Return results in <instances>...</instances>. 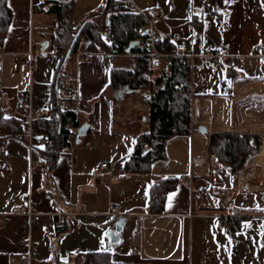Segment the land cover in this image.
<instances>
[{
  "label": "crops",
  "instance_id": "crops-1",
  "mask_svg": "<svg viewBox=\"0 0 264 264\" xmlns=\"http://www.w3.org/2000/svg\"><path fill=\"white\" fill-rule=\"evenodd\" d=\"M6 2L13 17L0 45V110L4 118L16 117L14 110L30 93L35 111L51 113L62 61L54 48L59 29L55 10L72 5L75 28L99 14L107 30L108 0ZM132 2L145 12L158 10L156 36L186 46L195 56L192 92L199 102L193 104L191 133L169 139L167 158L154 162L149 173H127L139 134L150 130V112L143 106H148L149 90L113 87L112 70L132 68L133 55H110L82 39L78 52L90 58L75 56L68 67L75 74L67 78L77 77L72 108L86 127L84 134L78 130L51 169L35 152L45 147L36 132L25 141L8 139L0 151V264H94L95 255H109L112 264H264V119L229 129L216 125L213 111L218 102L240 92L243 81L264 79V0ZM46 41L49 46L41 51ZM206 50L224 56L204 57ZM30 60L34 68L22 78L19 66ZM227 132L262 138V170L253 161V175L244 179L210 153L211 136ZM206 154L215 156L216 163L192 171V158ZM102 163L109 169L95 172ZM35 164L39 167L32 171ZM167 179H176V187L159 212L151 192ZM225 192L232 193L229 208L222 204ZM112 204L119 205L116 215L110 213ZM33 205L36 216L29 214ZM122 217V242L111 245L108 234ZM62 222L65 231L58 227Z\"/></svg>",
  "mask_w": 264,
  "mask_h": 264
},
{
  "label": "trees",
  "instance_id": "trees-1",
  "mask_svg": "<svg viewBox=\"0 0 264 264\" xmlns=\"http://www.w3.org/2000/svg\"><path fill=\"white\" fill-rule=\"evenodd\" d=\"M213 1L220 5L224 2V0ZM55 11L59 29L54 40V48L61 54L62 61L55 80L53 109L50 116L37 118L33 122L35 132L43 136L45 141V147L35 149V152L45 160L49 169L53 168L60 154L69 147L82 127L76 110L72 108L75 98H62L59 92L65 90L73 93L77 90L76 81L65 83L64 80L75 74V70L70 72L68 67L73 65L82 37L86 36L85 39L90 41L91 49L101 48L110 55H133L132 68L112 70V85L113 87L128 86L138 92L149 90V94L145 95V102L150 109V130L139 134L135 152L125 166L129 174L149 173L154 162L167 158L168 140L175 136L188 135L193 129L195 96L192 92L191 60L188 57L173 55L164 58L159 65L152 66L150 38L144 35L142 30L145 22L143 15L130 8L127 0H108L107 12L111 11V14L107 30L103 29L99 14L89 17L71 56L62 67L82 24L76 28L73 26L72 5L59 6ZM12 17V10L6 0H0V45L4 44ZM105 36H108L110 42ZM112 39L117 41V45L111 44ZM132 43L136 44L131 47ZM158 48L172 54L175 46L165 38L163 45H158ZM66 104H70L71 108L66 109ZM27 134L28 128L24 119L4 118L0 110V151H3L8 139L18 136L25 141ZM262 146L263 140L260 136L227 132L211 136L209 151L227 164L233 174H240L248 162L261 153ZM176 182V179H167L153 187L151 197L157 211H162L166 195L176 187ZM65 225L62 222L58 227L61 231H65ZM93 261L94 264H112L109 255H95Z\"/></svg>",
  "mask_w": 264,
  "mask_h": 264
},
{
  "label": "built area",
  "instance_id": "built-area-1",
  "mask_svg": "<svg viewBox=\"0 0 264 264\" xmlns=\"http://www.w3.org/2000/svg\"><path fill=\"white\" fill-rule=\"evenodd\" d=\"M129 6L130 8H132L135 12L143 15L144 17V24L142 25V30L143 31H147V36H149L150 38V43L152 46V54H151V64L152 66H157L160 64V62L164 59V58H170L173 55L174 56H180V57H188L191 61L195 58L194 55L188 54L187 53V49L186 46L184 45H180V46H176L175 48H173L172 50V54L171 53H165L162 50H160L158 48V45H163V39H160L156 36L155 34V27H154V21L155 18L160 16V12L158 10H154L151 12H145L143 10H140L139 8H137L135 6V4L132 2V0H129ZM86 36H83L82 38L85 39ZM111 44L112 45H117V41L115 39L111 40ZM229 49V46H226V50ZM2 53V49L0 47V54ZM204 57H223V53L219 50H215V51H210V50H206L205 53L203 54ZM261 56L264 57V45L261 46ZM76 58L77 60L82 59V60H89L90 55L88 54H83L82 52H77L76 54ZM200 68H203L201 65L199 66ZM34 68V64L33 61L30 60L28 62H23L20 64L19 66V73L21 75L22 78L25 77L26 73L29 71H32ZM70 81H77V77H69L66 78L64 80L65 83H68ZM77 92V90H76ZM76 92H67L65 90H61L59 92L60 97L62 98H75L76 96ZM199 100L197 98L194 99L193 104L196 105L198 104ZM71 108L70 104H68L66 106V109ZM196 113V109H194L193 114ZM13 115L16 117H19L21 119H24V121L27 124V128H28V136L29 138H32L35 134V129L33 126V122L37 119V118H47L50 116V112L48 110H42V111H35L32 107V98H31V94L28 93L22 100V105L20 109H16L13 112ZM211 124V123H209ZM212 133V132H210ZM217 161V158L211 154H206L205 156L202 157H193L191 160V170L194 171L197 168L203 167L207 164H212L214 165ZM39 167V165L35 164L32 167V171H34L35 169H37ZM109 169V164L108 163H102L99 166H97L94 171L95 172H101L103 170H108ZM185 178V177H182ZM222 204L224 207L229 208L230 204H231V200H232V193L231 192H225L223 193L222 197ZM119 209V205L117 204H112L110 206V213L113 215L117 214V211ZM14 212H22V209L20 208H16L14 209ZM29 214L31 216H36L38 215V211H37V207L36 205H33L30 209ZM59 223H61L59 221ZM114 227L116 226V224L113 225ZM27 243L30 245L31 244V240H27ZM32 257V254L30 255V258Z\"/></svg>",
  "mask_w": 264,
  "mask_h": 264
},
{
  "label": "rangeland",
  "instance_id": "rangeland-1",
  "mask_svg": "<svg viewBox=\"0 0 264 264\" xmlns=\"http://www.w3.org/2000/svg\"><path fill=\"white\" fill-rule=\"evenodd\" d=\"M127 67H130V64ZM242 83L244 86L239 90L240 92H236L232 97L227 98L226 101L224 100L222 104L219 102L218 105L216 104L213 110L216 125L222 124L225 128L234 129L235 127L250 126L264 119V79L247 80ZM139 97L137 95L138 101ZM143 106L147 110L146 112L149 113L148 106L145 103ZM247 167L248 164L242 172V178L244 179L253 175L251 174L253 165L250 169ZM258 173L263 172L259 170Z\"/></svg>",
  "mask_w": 264,
  "mask_h": 264
},
{
  "label": "water",
  "instance_id": "water-1",
  "mask_svg": "<svg viewBox=\"0 0 264 264\" xmlns=\"http://www.w3.org/2000/svg\"><path fill=\"white\" fill-rule=\"evenodd\" d=\"M106 10H107V9H105V11H106ZM105 11H104V12H105ZM87 23H88V21L84 22V23L82 24V26L79 28L77 34H76L75 37H74V40H73L71 46H70V48H69V50H68V52H67V55H66V58H65V61H64V62H67L68 58L71 56V54H72V52H73V49H74V47H75V44L77 43V41H78L79 38L81 37V34H82L84 28L86 27ZM144 35H147V31H144ZM135 44H136V43H132V44H131V47H133ZM48 46H49V42L46 41L44 44H42V46H41V51H45L46 48H47ZM131 47H130V48H131ZM130 48H129V50H130ZM44 55H45V53H44ZM85 129H86L85 126L81 127V128L79 129V133H80V134H84ZM200 130L203 131V132H207V128H205V127H201ZM124 223H125V218H124V217L120 218V219L118 220L117 224H116V228L113 229V230H111V231L109 232L108 236H109L110 244H111V245H119V244L122 242V236H121V233H122L123 228H124Z\"/></svg>",
  "mask_w": 264,
  "mask_h": 264
},
{
  "label": "bare ground",
  "instance_id": "bare-ground-1",
  "mask_svg": "<svg viewBox=\"0 0 264 264\" xmlns=\"http://www.w3.org/2000/svg\"><path fill=\"white\" fill-rule=\"evenodd\" d=\"M262 151H263V150H262ZM261 153H262V152H261ZM261 153H260L258 156H256V157L254 158V160L251 159V161L248 163V167H247L248 169L251 168V165H253V161H255L254 164L256 165V167L259 168L260 170H262V169H261L262 166H260V165L258 164V161H259L258 159H259V157L261 156ZM262 157H263V159H264V152H263ZM255 165H254V166H255ZM262 168H263V167H262ZM251 174H253V171H252Z\"/></svg>",
  "mask_w": 264,
  "mask_h": 264
},
{
  "label": "snow or ice",
  "instance_id": "snow-or-ice-1",
  "mask_svg": "<svg viewBox=\"0 0 264 264\" xmlns=\"http://www.w3.org/2000/svg\"><path fill=\"white\" fill-rule=\"evenodd\" d=\"M226 2H227V0H226Z\"/></svg>",
  "mask_w": 264,
  "mask_h": 264
}]
</instances>
